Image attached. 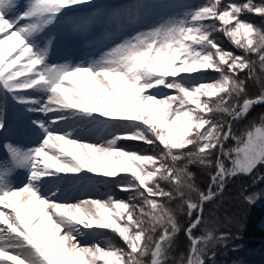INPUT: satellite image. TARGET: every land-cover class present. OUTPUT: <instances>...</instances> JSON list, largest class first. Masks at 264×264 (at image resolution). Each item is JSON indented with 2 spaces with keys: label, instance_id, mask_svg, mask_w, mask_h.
Segmentation results:
<instances>
[{
  "label": "snow or ice",
  "instance_id": "6c2138e0",
  "mask_svg": "<svg viewBox=\"0 0 264 264\" xmlns=\"http://www.w3.org/2000/svg\"><path fill=\"white\" fill-rule=\"evenodd\" d=\"M133 7L139 20L141 9L164 5L140 2ZM87 8L95 11L79 15ZM246 14L264 18V0H208L180 17L136 31L87 64H52V40L43 47L37 42L50 25L67 17L76 32L101 22L116 21L123 28L130 9L101 8L94 0H25L23 5L20 0H0V94L28 112L52 114L49 120L31 121L42 134L37 146L3 145L7 159L0 160V264H145L146 257L148 264H167L180 229L165 200H179L180 208L194 217L185 230L187 258L180 264H206L207 245L228 239L226 233L193 234L203 222L204 204L217 194L213 187L222 191L227 179L264 164V123L253 125L243 139L232 135L231 121L264 104V91L247 98L246 82L239 78L245 72L247 79L255 77L251 55L264 71V30L243 19ZM214 32L223 33L243 55L222 48ZM209 70L218 78L201 82L199 77ZM215 113L231 120L226 125L215 121ZM69 119L98 133L106 131L111 138L87 143L72 131H53V125ZM4 127L0 118V130ZM230 138L237 146L225 149ZM119 141H158L163 147L159 156L144 155L121 149ZM216 150L209 190L194 201L191 193L197 189L188 166L209 165L208 157ZM181 161L187 163L177 167ZM20 169L27 177L17 187L10 177ZM85 172L104 178L126 174L121 177L125 182L91 181ZM54 181L112 183L133 194L127 201L108 193L105 199L69 203L59 200V184L45 193V185ZM161 182L171 189L165 190ZM245 199L255 202L252 196ZM99 230H110L125 247L80 244L79 237L102 234Z\"/></svg>",
  "mask_w": 264,
  "mask_h": 264
},
{
  "label": "rangeland",
  "instance_id": "374dc122",
  "mask_svg": "<svg viewBox=\"0 0 264 264\" xmlns=\"http://www.w3.org/2000/svg\"><path fill=\"white\" fill-rule=\"evenodd\" d=\"M194 1L196 2V0H94V3L101 8L119 10L127 7L131 11V17L124 21L125 26L123 28H121L120 24L116 21L111 23L101 22L91 25L85 32L74 31V21L65 17L45 29L44 33L37 37V42L43 47L49 40H52L51 47L49 48V63L87 64L91 60L98 59L103 52L108 51L111 47H114L115 44L120 43L122 39L134 35L136 31L147 30L149 27L155 26L169 17H180L185 11H189L200 5ZM197 1L200 2V0ZM20 2L23 5L25 0H20ZM140 2L164 5V7H148L141 9V16L139 20H137L136 9L133 6ZM91 11H95V8H87L85 12H82L79 15H86ZM101 19L106 21V18L104 17H101ZM217 43H219V40ZM214 79H216V77L211 74L210 70L199 77L201 82H210ZM249 88L254 92L258 91L256 85L250 86ZM163 92L171 94L170 90H163ZM163 92L161 95H163ZM29 94L37 96V98L40 99L44 98L43 94ZM8 114H10L9 116L12 119L10 117V119L8 118ZM51 116L52 114L44 116L39 113L28 112L26 106L15 103L10 96L5 98L3 94H0V118H2L4 122L7 119V123H9V125H6L7 123H5L4 129L0 130V160L7 159V151L3 147V145L7 143H12L23 148L37 146L42 139V134L31 124V121L49 120L51 119ZM17 124H21L24 127ZM52 129L55 132L72 131L75 138L87 143L99 144L111 138L106 131L98 133L83 124L74 122L72 119L62 122L59 125H53ZM1 133H3V136ZM250 174L252 176H262L264 174V164H258ZM83 175L89 177L91 181H93L94 176H96V174L87 172L83 173ZM120 175L121 177L126 176V174ZM26 177L27 171L20 169L17 170L10 179L13 184L20 187L26 182ZM123 181L124 180H122V182ZM53 183L59 184L62 188V192L58 197L61 201L75 203L76 201L85 198H106L105 194H100L92 187L94 183L87 182L83 185H71L67 182L59 181L50 182L45 185V193H47L48 189L53 186ZM225 207L228 211V217L225 213L219 216L221 225H211L209 227L210 231L215 232V230L222 227L228 228L231 227V225L235 226L234 223L230 224L229 221L233 220L234 222V220H238L240 206L237 201L230 203L228 200L227 203H225ZM258 225L264 226V216L259 220ZM99 232L102 234L95 236L85 234L79 237L80 244L82 246H91L92 244L99 243L102 247H105L107 243H111V240L105 231L99 230ZM233 236L235 238L239 237L235 234H233ZM234 237H232V242L228 247H225V249L222 250V253L230 249L234 250L235 254L239 253V257L229 264H264V243L259 242L258 245L250 244L248 246L242 244L243 246H241L239 243L234 242L236 241ZM259 240L264 241L263 239ZM209 264L219 263L212 260Z\"/></svg>",
  "mask_w": 264,
  "mask_h": 264
},
{
  "label": "trees",
  "instance_id": "16d2710c",
  "mask_svg": "<svg viewBox=\"0 0 264 264\" xmlns=\"http://www.w3.org/2000/svg\"><path fill=\"white\" fill-rule=\"evenodd\" d=\"M208 2V0L204 1ZM235 2V3H243L245 0H224V3ZM256 3H260L261 0H255ZM246 19L248 22L254 24L256 27L264 30V18L256 14H246L242 17ZM219 26V22H217ZM213 38L218 41L222 48L227 51H232L236 55H243L242 50L237 49L234 45H230V40L225 37L221 32H214ZM250 60L255 61V77L253 79H247L248 73L245 72L240 75L241 80H245L246 82V95L247 98H255L261 91H264V71L261 70L258 57L255 55H251L248 57ZM211 71V70H210ZM211 74L218 78V73L211 71ZM256 85L258 91L254 92L250 90V86ZM242 102V100H241ZM264 117V104H257L252 107L250 112L247 114L246 117L242 119H238L232 123V135L236 137H240L241 139L244 138V135L252 130L253 125L260 126L264 123V120L261 118ZM211 118L215 121L226 123L231 120V117L227 116L223 113H215L212 114ZM225 130L227 128L225 127ZM121 146V149L129 150L133 152H137L139 154L144 155H154L159 156L162 152V147L159 145V142L156 141L153 145H148L138 141H119L118 142ZM236 142L233 141L231 138L227 140L224 144L225 149H232L236 147ZM219 155L218 150L213 151L208 157L211 163L207 166H203L200 164H192L188 166V171L192 173L193 179L192 183L194 184L197 192L191 193V198L194 201L199 202V193L204 192L205 194L209 190L210 186V177L215 174L216 167V156ZM169 164L172 162L169 160L167 161ZM187 161L177 162V167H183ZM226 166L231 167L230 162L225 161ZM113 180L115 179L117 182L123 183L125 181H121V175L116 178H104L98 177L95 181L100 180ZM100 185L101 189H108L115 193V195L121 200H128V196L133 193H126L119 191L115 184L112 183H97ZM162 187L165 190H170L171 185L161 182ZM218 187H213V191L216 190ZM252 196L254 199V203H248L245 197ZM233 202L237 201L238 205L240 206L238 220H230V224L234 223L235 226L222 227L215 232L214 235L220 233H231V234H238L243 236H261L264 235V230L259 229L255 222L260 214L264 211V174L262 176H252L251 174H239L237 176L231 177L227 179L224 183L223 191L215 196L212 200L206 202L204 204V211H203V222L202 224L193 230V234L198 236L202 233H207L210 231L211 225H221L220 217L222 214H226L228 217V211L225 207V203L227 201ZM131 203H142V201H131ZM165 205L170 208L177 220L178 226L180 231L176 234L175 239L173 241V245L168 253V260L167 264H180L182 258H187V253L189 249V241L184 234L186 227L191 223L194 217H189L187 214V210L180 208V201H163ZM226 211V212H225ZM230 212V211H229ZM107 235L111 238V241L115 247L124 248L125 245L123 244L122 240L112 233L110 230H104ZM154 238L158 237L159 232L154 233ZM232 238H228L224 242H210L207 245V253L205 255L206 264H209L210 261L215 260L217 263L228 264L231 262L235 257L232 255L231 252L220 253L223 248L227 247L232 241ZM214 254V255H213ZM145 264H148L150 257H146ZM103 264V262H101Z\"/></svg>",
  "mask_w": 264,
  "mask_h": 264
},
{
  "label": "bare ground",
  "instance_id": "6f19581e",
  "mask_svg": "<svg viewBox=\"0 0 264 264\" xmlns=\"http://www.w3.org/2000/svg\"><path fill=\"white\" fill-rule=\"evenodd\" d=\"M5 123V122H4ZM216 163V162H215ZM8 264H10V262H8Z\"/></svg>",
  "mask_w": 264,
  "mask_h": 264
}]
</instances>
